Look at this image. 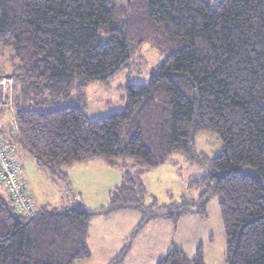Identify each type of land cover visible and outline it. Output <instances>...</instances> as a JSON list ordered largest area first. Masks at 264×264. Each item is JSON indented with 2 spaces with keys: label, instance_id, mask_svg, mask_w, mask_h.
<instances>
[{
  "label": "trees",
  "instance_id": "16d2710c",
  "mask_svg": "<svg viewBox=\"0 0 264 264\" xmlns=\"http://www.w3.org/2000/svg\"><path fill=\"white\" fill-rule=\"evenodd\" d=\"M217 1L0 0V136L18 178L24 155L71 188L75 163L122 170L96 209L45 204L26 216L0 184V264H75L89 256L95 215L135 209L140 227L158 218L175 226L186 214L206 217L213 196L224 264H264V0ZM143 44L165 58L147 82L122 86V107L89 119L86 85L113 76ZM203 131L221 141L213 158L195 148ZM175 154L209 168L188 181L196 197L144 205L142 175ZM156 264H204L203 251L189 258L172 243Z\"/></svg>",
  "mask_w": 264,
  "mask_h": 264
},
{
  "label": "rangeland",
  "instance_id": "374dc122",
  "mask_svg": "<svg viewBox=\"0 0 264 264\" xmlns=\"http://www.w3.org/2000/svg\"><path fill=\"white\" fill-rule=\"evenodd\" d=\"M164 58L154 48L143 44L127 65L113 76L107 80L90 81L84 89L85 115L93 119L122 107V86L125 83L147 82L155 65ZM194 145L208 158L215 157L221 150L220 139L209 131L197 133ZM28 157L21 161L35 208L45 204L69 207L81 203L86 209H96L107 203L110 190L121 182V169L95 159L87 161L89 163H75L72 188L66 187L63 182L39 169ZM208 170L207 166L187 161L181 154L172 155L171 161L142 175L144 205L153 201L158 206L168 205L184 196L196 197L197 191L188 187V181L206 174ZM218 201L217 196L210 198L206 205V217L186 214L175 226L166 219L158 218L140 227L141 212L135 209H122L111 216L95 215L90 220L86 239L89 256L75 264H109L122 252L124 256L118 264H156L172 243L189 258L194 256L200 245L204 264H224L225 237Z\"/></svg>",
  "mask_w": 264,
  "mask_h": 264
},
{
  "label": "built area",
  "instance_id": "2783aa9c",
  "mask_svg": "<svg viewBox=\"0 0 264 264\" xmlns=\"http://www.w3.org/2000/svg\"><path fill=\"white\" fill-rule=\"evenodd\" d=\"M213 1V0H211ZM216 1V2H215ZM217 3V0H214ZM2 90L7 92L10 87V79L1 81ZM0 184L9 195L12 203L19 212L26 216H33L36 212L32 197L25 184L18 178V168L11 157V150L0 136Z\"/></svg>",
  "mask_w": 264,
  "mask_h": 264
},
{
  "label": "crops",
  "instance_id": "0c3cea01",
  "mask_svg": "<svg viewBox=\"0 0 264 264\" xmlns=\"http://www.w3.org/2000/svg\"><path fill=\"white\" fill-rule=\"evenodd\" d=\"M7 122L9 123V124H11V120H10V118L8 119V117H3L2 118V123L4 124V126H6L7 125ZM10 126V125H9ZM20 154V153H19ZM26 159V156L24 155L23 156V160H25ZM30 159V158H29ZM32 160V159H31ZM95 160V159H94ZM104 162V161H103ZM87 163H89V162H87ZM87 163H84V164H87ZM106 165V164H105ZM74 164L72 165V166H70L68 169H67V174H68V176H69V179H70V181H71V183H72V185H73V176H72V173L74 172ZM23 168H21V173H20V175H19V178H20V180L26 185V188H27V186H29L27 183H28V181H27V179L24 177V175H23ZM27 182V183H26ZM28 190V189H27ZM29 191V190H28ZM30 193V192H29ZM30 195H31V197H32V194L30 193ZM32 200H33V197H32ZM33 203L35 204V202L33 201ZM111 216V215H110ZM180 249V248H179Z\"/></svg>",
  "mask_w": 264,
  "mask_h": 264
}]
</instances>
